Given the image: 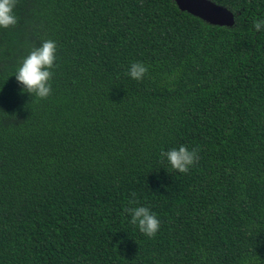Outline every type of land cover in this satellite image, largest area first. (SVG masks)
I'll return each mask as SVG.
<instances>
[{
	"label": "trees",
	"instance_id": "obj_1",
	"mask_svg": "<svg viewBox=\"0 0 264 264\" xmlns=\"http://www.w3.org/2000/svg\"><path fill=\"white\" fill-rule=\"evenodd\" d=\"M212 1L234 27L174 0H16L0 28V264H264V0ZM45 39L40 98L13 72ZM179 144L197 150L184 173L160 156ZM135 203L155 235L130 222Z\"/></svg>",
	"mask_w": 264,
	"mask_h": 264
},
{
	"label": "clouds",
	"instance_id": "obj_2",
	"mask_svg": "<svg viewBox=\"0 0 264 264\" xmlns=\"http://www.w3.org/2000/svg\"><path fill=\"white\" fill-rule=\"evenodd\" d=\"M16 0H0V28H7L17 23L14 13ZM253 27L256 30L264 29V18L255 20ZM56 41L45 39L38 46H34L16 66L13 74L18 84L22 85V92L26 91L36 97H47L51 92V71L56 60ZM147 65L140 61H131L127 68V75L134 80H141L147 73ZM171 169L180 173L187 172L189 167L198 159L197 150L188 148L184 144L161 151ZM134 195V194H133ZM131 202V201H130ZM129 214L130 222L139 232L153 236L156 234L160 221L158 215L146 205L135 203L132 207L124 209Z\"/></svg>",
	"mask_w": 264,
	"mask_h": 264
},
{
	"label": "water",
	"instance_id": "obj_3",
	"mask_svg": "<svg viewBox=\"0 0 264 264\" xmlns=\"http://www.w3.org/2000/svg\"><path fill=\"white\" fill-rule=\"evenodd\" d=\"M174 2L182 12H187L210 25L232 28L236 23L233 11L212 0H174Z\"/></svg>",
	"mask_w": 264,
	"mask_h": 264
}]
</instances>
